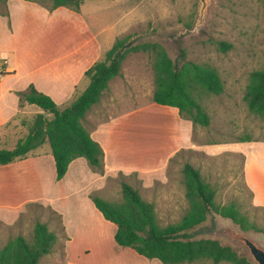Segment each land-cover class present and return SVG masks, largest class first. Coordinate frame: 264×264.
Here are the masks:
<instances>
[{"label":"rangeland","instance_id":"rangeland-1","mask_svg":"<svg viewBox=\"0 0 264 264\" xmlns=\"http://www.w3.org/2000/svg\"><path fill=\"white\" fill-rule=\"evenodd\" d=\"M82 7L85 19L104 46L112 48L118 38L127 35H132L135 45L158 43L173 60L182 62L184 57L187 61L215 69L224 84L221 95L203 96L202 105L211 118V125L193 127L192 143L195 147L175 155L167 168L168 181L165 184L157 183L145 189L137 174L124 177L120 173L109 177L103 191L95 195L120 204L123 202L121 183L125 181L139 189L147 202L154 204L161 226L176 224L189 209L183 169L190 164L199 169L204 180L216 189L218 205L236 204L259 230L245 232L231 220L212 213L203 225L191 232L192 238L217 240L247 257L252 264H258L249 249L233 234H243L264 248V208L253 205V196L243 174L245 156L235 151L250 152L251 145H264V121L249 110L244 99L250 75L264 69V0H208L201 21V0H84ZM219 42H226L231 48L224 51ZM7 61V54L0 52V65ZM154 64L155 57L150 52L127 56L122 66L126 78L119 112L127 114L135 106L144 108L154 103ZM106 105L107 98L102 107ZM149 109L126 118L125 122L136 125L132 131L141 130V142L149 141L146 135L154 133L156 140L162 138L168 144L165 135L172 133L170 117L153 112L151 107ZM160 125L167 128L166 133L160 132L161 135L158 132ZM23 133L18 130L16 137L23 136ZM243 137L249 140H240ZM14 146L9 144L4 148L13 149ZM201 146L209 148L205 150L207 153L199 148ZM44 148L50 150L48 142ZM258 151L253 154L258 153L261 160L258 177L263 178L264 149ZM95 219V231L87 239L78 233L67 255V236L59 215L50 206H27L15 226L5 232V237H0V248L17 236L31 241L35 225L40 222L47 224L59 237L54 251L40 264H163L119 246L115 242L117 227ZM0 231H3L1 226Z\"/></svg>","mask_w":264,"mask_h":264},{"label":"crops","instance_id":"crops-1","mask_svg":"<svg viewBox=\"0 0 264 264\" xmlns=\"http://www.w3.org/2000/svg\"><path fill=\"white\" fill-rule=\"evenodd\" d=\"M82 6L78 13L64 7L49 11L38 3L24 0L0 3V52L9 57L6 64L0 65V149L9 144L16 146L27 134L23 120L44 113L34 105L26 104L21 108L18 92L33 85L64 110L88 88L90 81L86 72L111 49L104 46L91 28ZM123 70L110 81L100 103L83 120L91 137L103 148L105 174L95 173L86 159L79 158L70 164L66 176L57 181L51 147L50 150L44 148L48 141L26 159L0 166V226L3 229L0 237L6 236L5 232L15 226L30 204L50 206L62 216L68 255L78 233L87 239L95 231V218L107 221L90 196L103 191L109 177L120 173L129 177L135 173L145 189L157 183L165 184L167 168L175 155L195 147L193 123L182 118L177 108L149 103L144 108L135 106L127 114L118 111L125 89ZM106 98L108 105L102 107ZM150 107L153 112L170 117L172 133L165 135L168 144L162 138L156 140L154 133L146 135L149 141L141 142V130L132 131L136 125L125 122L126 118ZM44 114L50 120L54 118ZM165 129V125L158 126L159 135L161 131L166 133ZM18 130L25 134L17 138ZM257 144L251 145L250 152L235 151L245 156L243 174L253 205L264 208V177H258L261 160L258 153L253 154L264 149V145ZM199 148L204 152L209 149L207 146Z\"/></svg>","mask_w":264,"mask_h":264},{"label":"trees","instance_id":"trees-1","mask_svg":"<svg viewBox=\"0 0 264 264\" xmlns=\"http://www.w3.org/2000/svg\"><path fill=\"white\" fill-rule=\"evenodd\" d=\"M8 1L0 0V3ZM24 1L38 3L49 11L64 7L79 13L84 0ZM219 46L224 51L231 48L226 42H219ZM141 51L150 52L155 57L156 89L152 101L177 108L182 118L191 121L194 127H209L211 118L202 101L204 95H221L224 92L219 73L184 57L182 62L173 60L158 43L135 45L132 35H127L118 38L104 59L86 72L90 81L88 88L64 110H60L51 97L39 92L33 85L17 93L21 108L26 104L34 105L54 118L50 120L44 113H38L32 119L23 120L27 134L13 149L0 150V166L26 159L48 141L55 160L57 181L66 176L70 164L79 158L86 159L95 173L104 175L103 148L91 137L83 120L100 103L110 81L121 75L127 56ZM244 99L249 110L264 121V69L250 75ZM240 140L249 139L243 137ZM183 176L189 209L179 223L165 227L159 224L154 204L147 202L139 189L125 181L121 183L122 203H112L96 195H92L91 199L104 218L117 227L115 242L142 257L157 259L163 264H252L247 257L217 240L192 238L191 232L203 225L212 213L231 220L245 232L259 230L236 204L221 206L216 203V189L204 180L199 169L187 164ZM59 217L62 219L61 215ZM58 239L57 233L51 231L47 224L38 222L31 241L17 236L0 248V264H40L54 251Z\"/></svg>","mask_w":264,"mask_h":264},{"label":"water","instance_id":"water-1","mask_svg":"<svg viewBox=\"0 0 264 264\" xmlns=\"http://www.w3.org/2000/svg\"><path fill=\"white\" fill-rule=\"evenodd\" d=\"M207 1L208 0H201L202 3V9H201V17L200 21L202 20V17L204 15V12L207 7ZM233 237L242 242L248 249L252 256V258L258 263V264H264V248L253 242L250 238L243 234H237L234 233Z\"/></svg>","mask_w":264,"mask_h":264}]
</instances>
